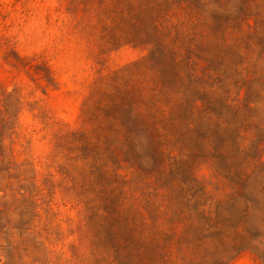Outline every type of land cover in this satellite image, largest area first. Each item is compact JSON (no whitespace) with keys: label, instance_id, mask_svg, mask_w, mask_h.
Segmentation results:
<instances>
[{"label":"rangeland","instance_id":"374dc122","mask_svg":"<svg viewBox=\"0 0 264 264\" xmlns=\"http://www.w3.org/2000/svg\"><path fill=\"white\" fill-rule=\"evenodd\" d=\"M0 264H264V0H0Z\"/></svg>","mask_w":264,"mask_h":264}]
</instances>
